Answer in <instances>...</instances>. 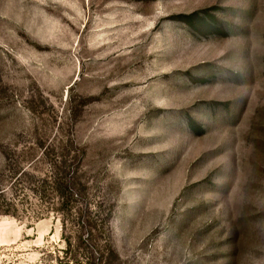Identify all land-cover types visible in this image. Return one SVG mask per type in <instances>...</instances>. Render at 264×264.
<instances>
[{"label":"rangeland","instance_id":"obj_1","mask_svg":"<svg viewBox=\"0 0 264 264\" xmlns=\"http://www.w3.org/2000/svg\"><path fill=\"white\" fill-rule=\"evenodd\" d=\"M0 264H264V0H0Z\"/></svg>","mask_w":264,"mask_h":264}]
</instances>
